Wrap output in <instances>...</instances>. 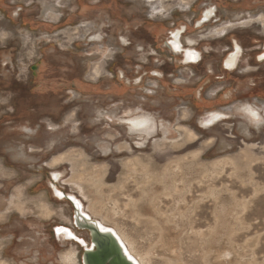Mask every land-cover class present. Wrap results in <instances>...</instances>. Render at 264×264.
Returning a JSON list of instances; mask_svg holds the SVG:
<instances>
[{
  "label": "rangeland",
  "instance_id": "rangeland-1",
  "mask_svg": "<svg viewBox=\"0 0 264 264\" xmlns=\"http://www.w3.org/2000/svg\"><path fill=\"white\" fill-rule=\"evenodd\" d=\"M262 15L264 0H0V264H81L53 230L88 233L52 185L140 264H264ZM184 29L197 65L169 50ZM210 112L225 119L201 129Z\"/></svg>",
  "mask_w": 264,
  "mask_h": 264
},
{
  "label": "bare ground",
  "instance_id": "bare-ground-1",
  "mask_svg": "<svg viewBox=\"0 0 264 264\" xmlns=\"http://www.w3.org/2000/svg\"><path fill=\"white\" fill-rule=\"evenodd\" d=\"M244 112L248 115V119H249V121L251 122V123H257L258 122V120H260V115L256 112V111H254L253 109H251V108H245L244 109ZM206 118H207V120L205 121V123L206 124H208V125H212V124H214V123H217L218 122V120L220 121L221 120V118H222V115L221 114H219V113H213V114H211L209 117L208 116H206ZM128 123H129V128H130V130H132V131H137V132H140L141 134H143L144 132H145V130H147L148 128H147V126L149 127V119H147V118H145V117H136V118H134V119H132V120H129L128 121ZM205 125V124H204ZM160 145L164 148H166V146L167 145H171L172 147H174L175 145L174 144H172V142H170V141H164V140H162V141H160ZM150 158H152V157H150ZM146 159V158H145ZM149 159V158H148ZM153 159V158H152ZM151 159V160H152ZM151 164H154L153 163V160H152V163ZM53 176L55 177V180H57L58 178H60V176H59V174H53ZM80 191V193H81V195H82V197H84V198H87V195H86V193L84 192V190H79ZM52 192H53V194L55 195V198L57 199V198H59L60 200H62L63 199V197H64V194L61 192V191H59L58 189H57V187H52ZM71 199H72V201H74V203H75V205H76V224H77V221H79L80 222V224L81 223H86V221H84L82 218H87V219H89V221H91L92 223H94V225L95 226H97L98 227V229L101 231V232H112L115 236H116V238H117V240H118V242H119V244L121 245V247H122V249H123V251H124V253L128 256V258H130V260L132 261V263L133 264H140V262L139 261H137V259L136 258H134L130 253H129V250H130V248H129V246L125 243V240L123 241L118 235H117V233H116V231H114L113 229H110V228H108V227H106L104 224H102L101 222H99V221H97V220H95V219H93L91 216H89V214H87V212H85V210H84V207H83V205H82V203H81V201H79L77 198H75L74 196H71ZM13 203V202H12ZM14 204V203H13ZM13 204H11V205H13ZM10 208V207H9ZM72 210H73V208H72ZM72 223H73V220H72ZM55 235H56V237L58 236V241L59 242H66L67 240H72V239H74V240H79V242L84 246V248H88L89 247V243H87V242H85L83 239H81V238H78V237H76L75 236V233H73L69 228H64V226L62 227V226H59V228L56 230V233H55ZM73 241V240H72ZM128 247V248H127ZM129 249V250H128ZM131 251V250H130ZM69 255H70V253H67V255L65 256V260L67 261L68 260V258H69Z\"/></svg>",
  "mask_w": 264,
  "mask_h": 264
},
{
  "label": "water",
  "instance_id": "water-1",
  "mask_svg": "<svg viewBox=\"0 0 264 264\" xmlns=\"http://www.w3.org/2000/svg\"><path fill=\"white\" fill-rule=\"evenodd\" d=\"M65 199L73 208V226L78 230H85L89 236V247L86 249L79 240L72 239L81 248V264H133L130 258L124 253L116 236L112 232H101L97 226L89 219L82 218L86 223L77 221L76 224V205L71 196L64 195ZM55 228L54 235L56 230ZM56 236V235H55Z\"/></svg>",
  "mask_w": 264,
  "mask_h": 264
},
{
  "label": "flooded vegetation",
  "instance_id": "flooded-vegetation-1",
  "mask_svg": "<svg viewBox=\"0 0 264 264\" xmlns=\"http://www.w3.org/2000/svg\"><path fill=\"white\" fill-rule=\"evenodd\" d=\"M212 14H213L212 10L205 11L203 14V17H202V22L198 24V27L199 28L203 27V25L206 24L211 19ZM262 18H264V15H262L258 18V21L260 23L262 22ZM197 22H198V20H197ZM172 32L173 31H171L169 33V36H170L169 40H171V41H170V43H168V47H169L170 52L171 53L174 52L175 54H183L184 59L182 58V60L183 61L186 60L187 61L186 63H192L193 65L199 64V62L201 61L200 55H199V53L194 51L192 48H190V47H192L191 45H189L191 42L190 41L187 42L189 45V48H187V49H185L180 42V38H181L182 34L185 32V29L184 30H176L174 33H172ZM232 47H233L232 51L230 52V54L227 57H225L224 61L222 62V69H223V71H225L227 73L233 72L238 68L239 59L241 58V55H242L241 48L236 44V42H235V44L232 45ZM258 58H259V61H264V47H263L261 55ZM192 64H189V65H192ZM184 91L187 92L188 90H184ZM211 104H212V102L203 104V103L194 101V103H192V106L194 108H204V107H210ZM245 108H251L254 111H256L254 108H252L250 106H245L242 108V112H244ZM213 113H219V112H210L206 116L209 117ZM219 114L222 115V118L220 121H223L225 119L224 114H222V113H219ZM244 114H246V113L244 112ZM206 116L204 118H202V120L200 122L201 129L202 128L208 129V128H210V127H212L215 124L220 122L218 120L217 123H214L212 125H208L205 123V121L207 120ZM246 116H247V118H249L247 114H246ZM129 120H132V119H128L126 122H128ZM128 128H129V123H128ZM54 173H52V175H51L52 183L59 181V178L57 180H55V177L53 176ZM52 187H56V186L52 185ZM64 228H66V227H64ZM67 228H69V227H67ZM70 230L74 233V231L72 229H70ZM57 241H58V236H57ZM67 241H72V240H67Z\"/></svg>",
  "mask_w": 264,
  "mask_h": 264
}]
</instances>
